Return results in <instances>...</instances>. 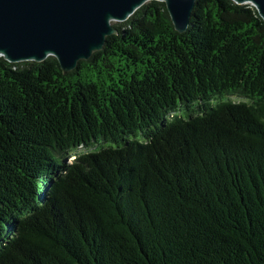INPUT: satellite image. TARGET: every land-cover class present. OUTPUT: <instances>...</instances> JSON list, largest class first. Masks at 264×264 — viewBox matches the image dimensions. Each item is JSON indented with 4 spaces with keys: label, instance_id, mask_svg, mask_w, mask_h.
Returning a JSON list of instances; mask_svg holds the SVG:
<instances>
[{
    "label": "trees",
    "instance_id": "16d2710c",
    "mask_svg": "<svg viewBox=\"0 0 264 264\" xmlns=\"http://www.w3.org/2000/svg\"><path fill=\"white\" fill-rule=\"evenodd\" d=\"M112 26L69 72L0 57V264H264V20Z\"/></svg>",
    "mask_w": 264,
    "mask_h": 264
},
{
    "label": "water",
    "instance_id": "95a60500",
    "mask_svg": "<svg viewBox=\"0 0 264 264\" xmlns=\"http://www.w3.org/2000/svg\"><path fill=\"white\" fill-rule=\"evenodd\" d=\"M149 1L163 2L174 30L183 32L196 0H0V57L10 63L54 57L63 72L72 71L116 34L113 23ZM230 1L251 5L264 20V0Z\"/></svg>",
    "mask_w": 264,
    "mask_h": 264
},
{
    "label": "rangeland",
    "instance_id": "374dc122",
    "mask_svg": "<svg viewBox=\"0 0 264 264\" xmlns=\"http://www.w3.org/2000/svg\"><path fill=\"white\" fill-rule=\"evenodd\" d=\"M234 100H235V101H238V100H241V99L235 98Z\"/></svg>",
    "mask_w": 264,
    "mask_h": 264
}]
</instances>
